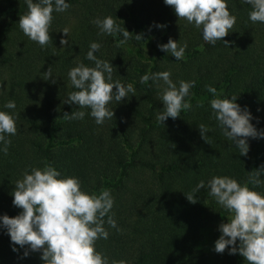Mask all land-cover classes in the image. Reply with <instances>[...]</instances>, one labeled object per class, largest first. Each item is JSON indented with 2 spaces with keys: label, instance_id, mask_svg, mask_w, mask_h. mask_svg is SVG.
Returning <instances> with one entry per match:
<instances>
[{
  "label": "trees",
  "instance_id": "obj_1",
  "mask_svg": "<svg viewBox=\"0 0 264 264\" xmlns=\"http://www.w3.org/2000/svg\"><path fill=\"white\" fill-rule=\"evenodd\" d=\"M69 9L53 13L50 41L44 47L29 40L18 27L26 11L24 0H0V111L14 113L17 134L11 136L8 154H0V215L10 218L21 209L12 205L15 181L31 167L52 164L63 175L76 176L83 190L98 194L109 189L114 197L111 213L120 231H109L107 240H97L96 249L111 261L126 264H214L210 261L214 241L213 221L227 212L208 196L197 192L196 203L187 201L200 180L227 175L247 183L249 172L264 164V139H248L249 151L240 156L216 127L211 117V94L204 86L216 88L219 97L238 95L258 130H264V24L248 20L250 6L228 0L236 23L222 38L228 46L205 43L200 32L177 18L163 0H68ZM112 16L130 34L120 44L119 34L99 33L92 20ZM68 35L61 30L70 28ZM155 24L166 25L158 29ZM187 43L183 60L157 49L168 39ZM68 40L65 45L60 40ZM99 42L94 53L110 61L112 78L132 83L135 96L111 102L113 120L96 125L87 115L80 120L63 116L77 110L64 103L71 88L67 72L85 59L90 42ZM51 72L45 80L43 75ZM169 71L173 82L195 81L190 89L191 109L180 118H168L160 125V89L139 78L145 73ZM54 81V82H53ZM114 91V89H113ZM15 109H5L9 100ZM210 131L205 142L198 125ZM264 180V176L261 177ZM252 188V185H248ZM264 192V184L253 189ZM185 194V195H184ZM210 226V227H209ZM9 237L0 229V264H42L39 252H13ZM223 264H247L237 253L228 254Z\"/></svg>",
  "mask_w": 264,
  "mask_h": 264
},
{
  "label": "clouds",
  "instance_id": "obj_2",
  "mask_svg": "<svg viewBox=\"0 0 264 264\" xmlns=\"http://www.w3.org/2000/svg\"><path fill=\"white\" fill-rule=\"evenodd\" d=\"M250 6L248 20L264 24V0H239ZM27 11L18 19V27L31 41L44 47L50 41L49 28L53 13H63L69 9L68 0H24ZM177 18L195 27L202 40L215 45L218 41L228 46L222 38L229 34L236 23V16L228 8V0H163ZM112 16L97 17L92 23L99 33L106 36L119 34L118 43L125 44L130 37L142 40V34L132 35L117 23ZM158 29L166 25L155 24ZM68 35L69 29L61 30ZM68 40L61 39L63 46ZM99 42H90L85 59L92 66L78 62L67 72L68 82L73 91L64 100L74 104L76 111L65 113L68 120H80L86 115L93 118L96 125L113 120L114 111L109 107L135 96L132 83L113 80L114 67L110 61L99 59L94 53L101 49ZM187 43H178L171 38L167 43L158 44L157 49L170 54L175 61L184 59ZM45 80L52 76L49 69L43 74ZM169 71L145 73L139 78L144 84H152L160 89L158 93L162 110L157 111L156 120L161 125L166 119L180 118L181 112L191 109L190 89L195 81L173 82ZM54 82V81H53ZM211 94L209 107L211 117L222 136L231 142L240 156L249 151L248 139H264V130H258L250 123L253 119L245 106L243 109L235 101L238 95L219 97L216 88L204 86ZM114 89V91H113ZM3 107L15 109V101L9 99ZM14 113L0 111V154L7 155L10 137L17 134ZM201 139L205 142L210 129L205 124L197 126ZM264 164L249 172L247 183H241L227 175H213L200 180L188 194L187 201L196 203V193L207 189L208 196L230 216L226 223H220L219 237L214 241L213 251L229 255L239 254L247 264H264V192L253 189L264 184ZM251 184L252 188L248 185ZM12 205L21 211L14 217L0 215V229L9 237L11 250L23 249L22 256L29 252H39L42 264H109L107 256L96 249L97 240H107L109 231L104 227L120 231L111 210L114 197L109 189L96 193L83 190L81 180L76 176L63 175L52 164L31 167L15 181L11 191ZM111 264H126L124 260H113Z\"/></svg>",
  "mask_w": 264,
  "mask_h": 264
},
{
  "label": "rangeland",
  "instance_id": "obj_3",
  "mask_svg": "<svg viewBox=\"0 0 264 264\" xmlns=\"http://www.w3.org/2000/svg\"><path fill=\"white\" fill-rule=\"evenodd\" d=\"M73 24L74 23H72L71 24V27L70 28H68L69 29V32H70V30H71V28H72V26H73ZM68 32V33H69ZM230 218V216H229V214L227 213L225 216H223L222 218L220 217V218H218L216 221H213L210 225H211V227H210V236H211V238H212V241H215L218 237H219V235H220V233H219V231H218V226L220 225V223H226L227 222V220L226 219H229ZM225 252H223V253H216L215 251H212L211 252V254H210V261L211 262H213L214 264H223V261H224V256H225V254H224Z\"/></svg>",
  "mask_w": 264,
  "mask_h": 264
}]
</instances>
